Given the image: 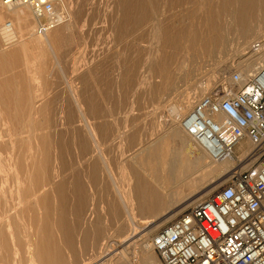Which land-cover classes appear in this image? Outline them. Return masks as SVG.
<instances>
[{"label": "rangeland", "instance_id": "obj_1", "mask_svg": "<svg viewBox=\"0 0 264 264\" xmlns=\"http://www.w3.org/2000/svg\"><path fill=\"white\" fill-rule=\"evenodd\" d=\"M246 1L254 4L245 5ZM67 3L70 9L73 6L78 23L56 58L49 50L37 46L36 40L40 36L34 34L35 20L31 9L25 8L31 17L30 30L18 37L21 40L19 45L5 44L0 32V81L14 79L15 84L10 88L17 91L15 104L19 108L16 109L23 111L24 125L31 115L38 129L35 133H51L50 144L52 141L50 149L39 145L35 139L29 142V147L12 142L17 140L18 135L13 133L16 134L20 126L5 112L4 91L7 90L3 89L0 92V264L3 259L12 260V264H29L25 247L29 237L26 235L38 229L31 214L19 213L18 207L24 204L23 201L31 202L32 197L49 188L51 182L54 186L56 183L64 186L63 197L56 190L53 191L52 186V199L47 203V208L56 211L59 219L63 218L61 234L73 243L72 248L68 247V253L72 251L79 255L80 264H102L100 262L108 258H100L106 249L103 239L110 235L114 238L128 235L125 230L119 232L120 227L114 221L104 223L103 212L115 201L119 206V216L124 218L117 187L124 189L128 184L127 171L142 172L146 168L158 167L156 161L162 158L161 145L164 144L153 142L159 135L168 132L174 120L179 118L178 110L173 108L176 100L182 98L186 91L191 94L202 87L204 94L198 96L197 103L213 88L232 84L233 74L242 72L235 65L232 66L233 62L241 54L245 58L251 55L252 45L264 41L263 0H68ZM5 9L8 8L0 3V10ZM216 10H226L219 18L222 26L230 19L226 13L237 15L224 33L223 45L209 55L205 48L213 47L214 39L207 36V41L203 43L204 39L197 37L199 30H202L197 21L201 18L213 22ZM240 13L246 14L243 23ZM9 19L6 16L0 26L9 25ZM257 27L261 30L257 31ZM241 42L244 50L239 53L236 48ZM206 44H210V48ZM131 61L137 64L134 73L133 67H130ZM170 72L175 81L163 84L164 74ZM120 74L125 75L123 82ZM158 87L163 89L159 90ZM72 89L80 99L83 97L80 105L72 98ZM45 101L47 110L41 114L39 107ZM194 105L184 112L179 121ZM85 120L95 127V136L88 132V122ZM39 122L43 123V127ZM53 144L58 146L59 155L54 154L56 146ZM146 148V154H140ZM162 148L165 150V145ZM168 148L172 150L173 146ZM46 156L48 164L58 175L52 178L48 186L40 187L37 184L44 173L32 165V160L36 159L38 165L39 160L43 161ZM217 165L214 177L209 174L204 179L206 185L210 182L218 185L209 194L220 190L237 167L236 163L235 168L228 171ZM160 175L164 176V173ZM194 176L198 177L196 173ZM198 182L196 178L195 192ZM192 204L164 206L156 216H163L172 210L177 212L186 206L172 220ZM43 207V204L38 208L36 206L39 214ZM61 210L62 214L57 213ZM168 221L158 229L148 227L140 233L145 241L140 240L139 243L151 244L154 235ZM122 222L123 226L128 225V221ZM116 226L119 228L116 229ZM18 235L22 241L19 249L18 241L15 242ZM148 249L158 259L156 252L151 247ZM131 250L139 262L143 248L137 246ZM114 254H117L116 250Z\"/></svg>", "mask_w": 264, "mask_h": 264}, {"label": "bare ground", "instance_id": "obj_2", "mask_svg": "<svg viewBox=\"0 0 264 264\" xmlns=\"http://www.w3.org/2000/svg\"><path fill=\"white\" fill-rule=\"evenodd\" d=\"M66 1H68V0H66ZM263 3H264V0H263ZM244 4L245 5H253L254 3L251 1L250 2L246 1ZM72 7L73 6H71L72 17L67 23L59 26L58 28L53 30L48 35L43 36V37H39L36 40V44L39 48L44 49V50H49L55 56V58L58 55V51L66 43V40L68 39V37L73 33V31L77 27L78 16L76 13H74V10ZM25 8L30 10V8L27 6L8 8V9H5L6 11L0 10V23L5 19L6 16H8L10 18L9 20H11V21H8L10 26L9 25H7L5 27L0 26V32H1V34L5 40V44H7V45L8 44H12V45L18 44L21 41L18 39V37H21L25 32L30 30L31 17L27 12L28 10H26ZM224 11H226V10H223V11L216 10L217 13L215 12V17L213 19V22L211 20L209 22H207L206 20H203V19L201 20V18L197 21L198 22L197 24L200 25V27L202 28V30H199V32L197 33V37H202L204 39L203 43H205L207 41V39H206L207 36H210L211 39L213 37V39H214L215 44L213 47L210 48V46H209L210 44L209 45L206 44L207 46H209L208 48H210V49H206L204 47L205 51H207L208 54L211 52L213 53V51L215 49L217 50L219 47H221L223 45V41H225L223 39L224 33L227 32V29H229L228 28L229 25H231V21L236 17L235 15H237V13H226L225 15L229 16L230 19L228 21L226 20L227 22L224 23L225 26H222L219 23V18L221 17L222 12H224ZM239 15L241 17V22L243 23V21L246 17V14L240 13ZM15 25H17V28L15 27ZM256 30L260 31L261 29H260V27H257ZM262 30L264 31V29H262ZM249 33H251V32H249ZM254 37H255V34H254ZM185 40H186V38H185ZM190 40H191V38H190ZM263 42L264 41L262 40V42H260V44H259L261 46V49H257L256 46L258 45V43H255L252 45L251 50L249 49L252 52L251 55H249L248 57L245 58V55L241 54L238 57V59L235 60V62H233L232 66L235 65L236 67L241 69L244 78H247V77L254 75L264 65V43ZM212 45H213V43H212ZM203 46H204V44H203ZM242 46H244V45H242V42L239 43L238 48H236V51L241 53V51L244 50L243 49L244 47H242ZM194 53H196V52H194ZM183 56H185V55H183ZM136 57H138V56H136ZM194 57H197V55ZM183 59L186 60L187 58L183 57ZM184 62H186V61H184ZM134 63H132V61H131V64H130L131 65L130 67H133V71H132L133 73L137 70V66H136L137 64L136 63L134 64ZM142 63H143V60H142ZM126 64H127V62H126ZM181 65H182V63H181ZM179 66H180V64L178 65V67ZM184 67H185V65H184ZM125 70L126 69H124V72H125ZM192 70H193V68H192ZM192 70H190V71H192ZM127 73H129V72H127ZM138 73H139V70H138ZM135 75H137V74H135ZM129 76H131V74ZM172 77L173 76H172L171 72L168 75L164 74L163 78H165V81L162 83L163 84L164 83L165 84H167V83L171 84L172 82L175 81L174 79H172ZM121 78H122V82H123V79H125V75L120 74V80H121ZM127 78H128V76H126V79ZM137 80H136V83H137ZM171 80H174V81H171ZM162 81H163V79H162ZM13 84H15V81L12 78L4 79V80L0 81V92L4 91L3 89L7 90V91H4V93L6 92L4 95L5 112L8 114V116L10 118L16 120L17 126H20L19 131L17 133L15 132L16 134L13 133V135H18V137H16L15 139L19 140V142H16L17 140H14L12 142L18 143L21 147H24V146L28 145L32 139H35L36 141L39 142V145L41 144L42 146H44V148L50 149L51 145H52V141L50 144L51 133L36 134L35 132L38 129H36L35 122L31 119V115L28 118V120L25 121V125H24L25 119H23V111H18L16 109V107L19 108L18 105L15 104V101L17 100L15 98L17 95V91L12 90L10 88ZM162 87H165V86L162 85ZM230 87L234 88L235 90L238 89V87H235L234 84H230ZM161 89H163V88H161ZM161 89L159 88V90H161ZM29 91H30V89H29ZM71 92L73 93L72 98H74L76 101L75 103H78L80 105V102H81L80 100L83 97L80 99L78 97L77 93H74L75 90H73ZM19 94H20V92H19ZM202 94H204V89H202V87H199L198 89L194 90V92L191 94L189 93V91H186V93L184 94V96H182V98L179 97V99L176 100V103L174 104L173 108L175 110H178L179 118L183 114H185L184 112L187 111L188 109H190L192 107V105L196 104V100L198 99V96H201ZM90 102H92L91 99H90ZM121 102H123V101H121ZM78 104H77V106H79ZM88 104H89V102H88ZM47 105H48L47 101L43 102V104L40 105L39 112L41 114L44 113L45 110H47L46 109ZM90 106H91V103H90ZM79 108H80V106H79ZM81 110H82V107H81ZM47 115L50 116L49 112H47ZM82 115H84V113ZM86 116H87V114H86ZM86 116H84V117H86ZM179 118H176L174 120V124L172 125V127L169 129L168 132H166L163 135H159L155 139V141L153 142L154 144L155 143H158V144L163 143L165 145V150H162L163 149L162 147H164V145H161L162 146L161 151H163V152H162V155L161 154L160 155L162 158L159 159L158 157H156V158H158V160L155 158V161L157 160L156 162L158 164V167H152V169L146 168L142 172L129 170V171H127L128 172L127 177L129 180L128 184L125 186L124 189H123V187L122 188L117 187V194H118V197L121 201V205H122L124 213H125L124 218H121L119 216L120 215L119 206L117 204H115V201H113L109 205L108 210L103 212V215H105V219H106L104 223H106L107 220L114 221L120 227L119 228L116 226V229L119 228L118 229L119 232H121V230H125V233H128V235L123 236V237H120V235H119L118 238H114L113 235H110V236L106 237L105 239H103V241L105 242V246H106V247L105 246L104 247L106 249H105V252L103 253L102 257H100V258H106V257H108V258L104 259V261L100 262V263L108 264L109 262H112V261L117 260V259L128 260V257H130L129 262L131 264H139L140 261L137 262L135 253L132 252L131 248L141 246L143 248L142 253L143 254L147 253L150 255L147 258L148 263L158 264V259H156V257L151 253L150 249H148L150 247L153 249V246L151 244L143 245L142 243H139L140 240H142V238H143V237H140V233L144 232L148 227H153L154 229H158L163 223L170 220L177 213H179L184 208H186V206H185V207L181 208V210L178 209L179 211H177V212L176 211L174 212V210H172V211H169L168 213L164 214L163 216H160V217L156 216L158 211H160V209L162 207H164V206L169 207V206L174 205V204H178L180 206L187 204V206H188L189 204H192V203L194 204L196 200L202 199L203 197H205V195L209 194L211 191L216 189L218 186L216 184V182L215 183L210 182V184L206 185L207 182H205V180H204L205 177L209 174H212L211 176H213L214 169L216 167H218L217 164H219L221 166V169L232 171L235 168V165L239 161V159H241L244 156L245 152L249 150V145L248 146L245 145L240 149V153L237 156H230V157L225 158L223 160L215 161L203 149H201L188 135H186V133H184V130H182V127L180 128L181 120L179 121ZM20 119H23V121L20 122L21 121ZM85 119H87V118H85ZM85 121H87V120H85ZM87 122H85V123H87ZM178 122H179V124H178ZM39 123L43 127V123H41V122H39ZM87 124H88L87 126L89 129L88 132L95 136L96 135L95 134V127L91 124V122L90 123L88 122ZM25 127H27V129ZM6 133H7V131H6ZM1 134H2V132H1ZM10 134H12L11 131H10ZM24 134H26V135H24ZM54 137L56 138V136H54ZM90 137H92V135ZM59 139H60V137H59ZM96 139H97V137H96ZM95 142L97 143L98 141H95ZM54 143L56 144V142H54ZM61 143H62V141H61ZM55 144H53V145H55ZM171 145L173 146L172 150H170L168 148ZM55 146L56 147H54V149L56 152L54 154L59 155L60 154L59 149H57L58 146L57 145H55ZM151 146L152 145H150V147ZM28 147H29V145H28ZM100 147H101V145H100ZM63 148H64V145H63ZM157 148H159V147L157 146ZM100 149H102V148H100ZM100 149H98V150H100ZM167 149H169V150H167ZM60 152L62 154V150ZM146 152H147V148H146L145 152L143 151L140 154H142V153L146 154ZM37 153H39V152H37ZM150 153H151L150 155L152 156L151 151H150ZM154 154H156V153L154 152ZM98 156L100 157L99 153H98ZM47 158H48V156L44 157L43 161L39 160L38 165L36 164L37 163L36 159L32 160V165L35 168L37 167L38 170H43V173H44V176L42 178H40V180L38 181V184H37L40 187H42V186L44 187V185L48 186V183H50L52 181V178H54L55 176L58 175L57 171L55 172L54 171L55 169L52 170L51 166L48 164L49 159H47ZM148 158H150V157H148ZM102 159H104V157H102ZM151 161H152V159L150 160V162ZM103 162H104V160H103ZM53 163H54V161H53ZM153 164L154 163L152 161V165ZM55 165H56V163H55ZM105 166L107 167L109 165L105 164ZM151 166H150V168H151ZM125 168H126V166H125ZM110 171H112V170H110ZM160 173H164V176L160 175ZM195 173L197 174L198 177L194 176ZM113 177H114V175H113ZM196 178L199 179V182H198V190L195 192V180H196ZM52 186H53L52 190L53 191L56 190L57 194L59 196L63 197V195H64L63 194V187H64L63 184L59 185L56 183L54 186L53 182H51L49 188L45 189L39 195L32 197L31 202L23 201L24 204L23 205L21 204L22 206L18 207V208H20L19 213L29 212L31 214L32 219L34 221H36L37 229H38V231H36L37 229L35 228L36 232H34L31 235L30 234L26 235L27 237H29V239H26V241H25V243H26L25 247L27 249V254H28L27 257H28L29 264H80L81 259L79 257H77L79 255L76 256L72 251L70 253H68V251H67L68 247L72 248L73 243L71 241H67L68 239L66 238V236L64 234H63L64 236H62V234H61L63 232V227H62L63 226V220H62L63 218L61 217L59 219V217H56V215H57L56 211H53L52 209L47 208L48 207L47 203L49 201H51V199H52V197H51L52 192L50 191ZM186 198H188V199H186ZM191 200H192V202L188 204V202H190ZM41 204H43L44 207L42 208L43 209L42 213L39 214L36 209ZM51 205H53V204H51ZM36 206H37V208H36ZM54 207H53V209H54ZM16 211H17V208H16ZM57 213L62 214V210H61V212L57 211ZM122 219L128 221V223H127L128 225L123 226L124 222H122L123 221ZM16 228H17L16 229L17 231H20L18 229L19 227H16ZM0 231H2V227H0ZM102 232L105 234L104 231H102ZM17 241H18L17 247L19 249V246L22 243L21 236L19 237V235H18V238L17 237L15 238V242H17ZM144 241L145 240H142L143 243H144ZM8 245H10V243ZM104 247H103V249H104ZM115 250L117 251V254L112 255L113 251H115ZM129 251H131V252H129ZM1 253H2V251H1ZM11 261L3 259V262L2 261L1 262H2V264H12Z\"/></svg>", "mask_w": 264, "mask_h": 264}, {"label": "built area", "instance_id": "obj_3", "mask_svg": "<svg viewBox=\"0 0 264 264\" xmlns=\"http://www.w3.org/2000/svg\"><path fill=\"white\" fill-rule=\"evenodd\" d=\"M0 3L29 7L40 37L72 17L66 0ZM232 84L238 89L222 84L200 98L181 127L215 161L237 156L245 145L249 150L220 190L196 200L154 235L158 264H264V65L247 78L234 73Z\"/></svg>", "mask_w": 264, "mask_h": 264}, {"label": "crops", "instance_id": "obj_4", "mask_svg": "<svg viewBox=\"0 0 264 264\" xmlns=\"http://www.w3.org/2000/svg\"><path fill=\"white\" fill-rule=\"evenodd\" d=\"M150 255L145 253V254H141V260L139 262V264H150L148 263L147 261V258L149 257ZM108 264H131L130 262H128V260L126 261V259H117V260H114L112 262H109Z\"/></svg>", "mask_w": 264, "mask_h": 264}]
</instances>
